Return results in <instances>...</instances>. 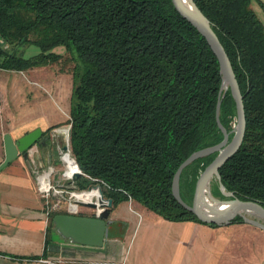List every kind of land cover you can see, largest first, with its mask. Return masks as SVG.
<instances>
[{
    "label": "trees",
    "instance_id": "16d2710c",
    "mask_svg": "<svg viewBox=\"0 0 264 264\" xmlns=\"http://www.w3.org/2000/svg\"><path fill=\"white\" fill-rule=\"evenodd\" d=\"M194 2L222 43L243 96V138L219 167L220 180L234 196L264 207V24L251 0ZM0 38V68L61 63L70 72L66 122L81 171L75 188L98 183L112 206L132 199L165 219L205 222L176 200L171 182L191 152L223 137L215 118L221 73L206 38L172 0H0ZM30 44L38 51L25 55ZM219 119L228 131L236 121L229 88ZM216 153L183 168L184 201L191 203L196 178ZM211 191L226 197L216 181ZM57 212L67 211L49 212L46 243ZM233 222L243 219L235 215Z\"/></svg>",
    "mask_w": 264,
    "mask_h": 264
},
{
    "label": "crops",
    "instance_id": "0c3cea01",
    "mask_svg": "<svg viewBox=\"0 0 264 264\" xmlns=\"http://www.w3.org/2000/svg\"><path fill=\"white\" fill-rule=\"evenodd\" d=\"M251 3L260 7L262 14L253 6L264 24V9L257 0ZM49 89L67 97V88ZM40 96L36 88H0V162L5 132L14 139L35 127L46 133L67 120L70 94L65 119L36 118L33 102ZM49 151L34 145L28 156L18 153L0 168V264H264L260 247L264 229L256 225L169 220L132 199L111 207L112 221L101 246L72 242L56 229L49 231L46 243L50 208L38 190L35 167L49 162Z\"/></svg>",
    "mask_w": 264,
    "mask_h": 264
},
{
    "label": "water",
    "instance_id": "95a60500",
    "mask_svg": "<svg viewBox=\"0 0 264 264\" xmlns=\"http://www.w3.org/2000/svg\"><path fill=\"white\" fill-rule=\"evenodd\" d=\"M172 1L176 8L206 38L217 57L221 73V83L216 102L215 118L218 127L223 133V137L219 142L194 150L180 162L172 177V194L180 204L205 222L226 224L230 223L235 215H240L244 222L264 229V207L255 201L242 200L234 196L232 191L226 190L220 180V173L218 171L219 167L239 147L245 130L243 96L230 59L217 34L213 30L209 19L196 5L194 0ZM2 43L3 40L0 38V44ZM226 88H229L235 101L236 121L232 129L233 134L231 137H229V133L232 130L228 131L219 119L220 102ZM53 131V129H50L48 133H44L40 127H35L15 139L9 132H5L3 135L4 158L0 162V168L14 159L18 153L28 156L34 145L49 147L48 141L50 135L53 134ZM67 136L69 137V128H67ZM62 149L70 150L69 144H64ZM214 151L217 152L216 155L205 165L196 178L191 203L184 201L179 193V176L181 171L195 158ZM48 154L50 156L51 152L49 151ZM73 160L76 166V169L73 171L74 178V176L79 175L81 171L74 157ZM212 177L216 178L221 193L226 197L218 198L212 193L209 188ZM92 187H97L99 189L100 197L98 199L80 200L73 198L76 204L91 207L93 212L90 215L77 212H57L53 215L52 220L56 231L62 237L80 244L101 246L108 235V224L112 221L109 218L112 199L103 195L98 183L90 184L86 190H89ZM204 196H208L213 201V204L206 202Z\"/></svg>",
    "mask_w": 264,
    "mask_h": 264
},
{
    "label": "rangeland",
    "instance_id": "374dc122",
    "mask_svg": "<svg viewBox=\"0 0 264 264\" xmlns=\"http://www.w3.org/2000/svg\"><path fill=\"white\" fill-rule=\"evenodd\" d=\"M253 6L258 8V13L262 14L261 9L257 4L254 3ZM55 49L56 51L62 53L65 52V49L62 46H58ZM37 51L38 47L34 44H30L28 45V47H26L24 54L30 55ZM0 71H3L0 73V88H36L41 93V96L38 98V100L33 102L34 105H36L34 106V116L36 118L39 119L42 115H47L48 117H50V119H56L62 117L63 115L65 119L64 104L66 103V100L67 104L69 103V94L72 86V76L67 68L65 69L63 64L54 63L46 66L31 67L23 71H13V73L12 71L9 72L3 69H0ZM8 74L9 77L6 79V76ZM30 79L34 81H31ZM49 88H67V97L62 99ZM66 121H64L63 124L51 127V129H53L54 131L53 134L50 135V139L48 141L50 142L48 148L51 152V155L49 156V162L43 164L42 168L39 167V172L47 171L50 168L52 169L50 172V178L52 183L55 184L58 189L57 191L52 190L51 195L47 200V203L49 204L48 208H50L49 211H67V204L69 200L74 201L73 199H71L74 198V194L82 193L81 190L87 191V188L81 190L75 188V184L73 181L74 179L72 180L70 176L65 175L68 171L66 169L64 161L61 158V154L66 152L69 153L66 149H62V146L64 144H69V137L67 136V128H69V123H67ZM234 125L235 120L232 122V129ZM46 133H48V131ZM231 133L233 134V130L231 131ZM70 155L72 156L71 152ZM214 181L217 182L216 178L212 177L209 185L210 189L212 187V182ZM98 195L99 189L97 187L91 188L89 190V197H91L89 200H94L98 197ZM217 197L222 198L220 196ZM58 199L60 200V204H62L58 207H53V209L51 210L50 204H53ZM70 207L74 209L75 204H71ZM77 211L84 214L92 212V210L89 209L86 205L80 204H78ZM260 247L261 260L262 263H264V233H262Z\"/></svg>",
    "mask_w": 264,
    "mask_h": 264
},
{
    "label": "built area",
    "instance_id": "2783aa9c",
    "mask_svg": "<svg viewBox=\"0 0 264 264\" xmlns=\"http://www.w3.org/2000/svg\"><path fill=\"white\" fill-rule=\"evenodd\" d=\"M51 168L48 169L47 171H44V172H39V167H35V176H36V182H37V187H38V190L39 192H41V194L46 198L48 199L49 196L51 195V191L52 190H58L57 187L55 186V184L52 183L51 181V178H50V172H51ZM45 173H47V176H45ZM70 177L72 178V180L74 179L73 178V172L72 174L70 175ZM56 187V188H55ZM73 199V198H71ZM74 200V199H73ZM71 203H75V201H71L69 200L67 206H68V212H77V207H78V204H76V207L74 209H72L70 207ZM62 204V203H61ZM60 204V200L58 199L57 201H55L53 204H50L51 208L53 209V207H58L61 205Z\"/></svg>",
    "mask_w": 264,
    "mask_h": 264
},
{
    "label": "bare ground",
    "instance_id": "6f19581e",
    "mask_svg": "<svg viewBox=\"0 0 264 264\" xmlns=\"http://www.w3.org/2000/svg\"><path fill=\"white\" fill-rule=\"evenodd\" d=\"M65 136H66V134H65ZM66 150L69 153H67L65 151L66 153H62L61 154V158L64 161V163L66 165V169L68 171L67 174H65V175L66 176H70L72 174V172L76 169V166H75V162L73 160V157L70 155V150L69 149H66ZM45 176H47V173H45ZM92 188H94V187H92ZM89 190L82 191V193L74 194V198H77V199H80V200H89L91 198V197H89ZM99 197H100V192H99V195H98V197L96 199H98ZM204 200L206 202H209V203L213 204V201L208 196H204ZM71 204H75V203H71ZM75 207H76V204H75Z\"/></svg>",
    "mask_w": 264,
    "mask_h": 264
},
{
    "label": "flooded vegetation",
    "instance_id": "af4514ba",
    "mask_svg": "<svg viewBox=\"0 0 264 264\" xmlns=\"http://www.w3.org/2000/svg\"><path fill=\"white\" fill-rule=\"evenodd\" d=\"M78 213H80V212H78ZM90 215V214H89Z\"/></svg>",
    "mask_w": 264,
    "mask_h": 264
}]
</instances>
